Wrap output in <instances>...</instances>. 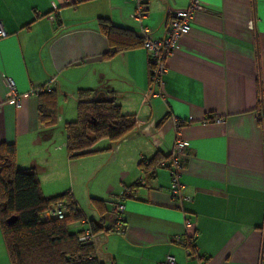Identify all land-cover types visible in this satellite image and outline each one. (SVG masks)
<instances>
[{"label":"crops","instance_id":"crops-1","mask_svg":"<svg viewBox=\"0 0 264 264\" xmlns=\"http://www.w3.org/2000/svg\"><path fill=\"white\" fill-rule=\"evenodd\" d=\"M189 1L145 0L141 23L153 38H161L169 15L186 9ZM198 3L202 9L165 59L162 83L146 103V52L135 47L103 58L109 44L97 28V19L104 18L139 32L128 16L133 2L0 0L6 33L0 38V142L14 144L17 169L32 167L38 176L46 171L36 145L41 134L50 136L49 128L40 126L38 98L29 91L50 76L57 82L59 123L78 89L110 91L121 112L134 115L132 133L117 143L101 139L90 148L105 156L98 183L114 198L110 229L97 234L106 264H161L167 254L174 264H264V0ZM8 78L19 107L5 97ZM62 131L52 140L48 159L64 161L75 181L82 169L71 170ZM176 136L186 144L180 181L181 194L189 198L170 197L168 170L158 166L123 199L117 230V197L141 177L139 163L156 153L167 156ZM94 216L97 220L95 210ZM0 264H9L1 231Z\"/></svg>","mask_w":264,"mask_h":264},{"label":"trees","instance_id":"trees-1","mask_svg":"<svg viewBox=\"0 0 264 264\" xmlns=\"http://www.w3.org/2000/svg\"><path fill=\"white\" fill-rule=\"evenodd\" d=\"M97 28L109 44L108 50L102 54L103 58L141 47V36L131 28L116 26L104 18L97 19ZM151 70L148 63L149 75ZM57 92L54 88L37 96L38 122L43 129L50 128L57 121ZM75 102L76 120L63 124L65 150L70 159L95 152L90 148L101 139L117 143L136 128L134 115L122 113L110 91L78 89L75 91ZM14 159V144L0 142V231L9 264H106L97 257L92 242L78 240L83 230L71 233L67 229V225L79 217L72 194L62 192L55 196H44L35 169H17ZM168 160L169 154L161 156L159 153L148 161L142 160L139 167L143 184L154 176L158 166L167 168ZM139 185L142 184L134 181L124 188L121 196H131ZM64 199L69 211L67 215L63 213L62 218L39 219L57 201L63 207ZM92 204L98 219L90 220L88 228L94 235L106 233L110 227L104 226L105 204L98 198H92ZM10 216H14L15 220L8 223ZM183 246L189 248L190 254L193 252L189 242Z\"/></svg>","mask_w":264,"mask_h":264},{"label":"built area","instance_id":"built-area-1","mask_svg":"<svg viewBox=\"0 0 264 264\" xmlns=\"http://www.w3.org/2000/svg\"><path fill=\"white\" fill-rule=\"evenodd\" d=\"M134 3L133 10L128 14L129 18L139 24V35L141 36V47L144 49L148 56V62L152 67L150 73V85L145 93L144 102H148L150 95H156L154 92V87L162 83V75L166 70L165 59L171 56L177 46L178 40L181 36L186 34L190 30L193 15L196 11L202 9L198 0H190L186 9L176 10L169 15L166 22V32L161 38H153L152 30L141 23V19L147 14V8L145 0H128ZM5 31L0 22V38L5 36ZM56 79L54 76H50L48 80L39 86L33 87L29 93L34 96H38L42 92H50L56 88ZM8 90L6 92V99H12L15 101L16 106L19 107L20 103L17 99V93L14 81L10 78L7 79ZM186 144L182 138L176 136L173 140L171 150L169 152L168 160V173L170 177L169 183V195L172 199L178 200L180 198H186L181 194L183 189V184L180 181V172L184 167V160ZM138 181L143 184V179L140 177ZM124 197L121 194L117 197V200L113 206L114 212V226L117 230H121L122 227V217L121 212L123 209ZM49 217L62 218V203L57 201L47 212ZM101 235L92 234L90 231L84 232L79 235L78 240H87L92 242L95 248L96 255L99 259L104 261L101 257L99 250V245L101 243ZM161 264H174V257L167 254Z\"/></svg>","mask_w":264,"mask_h":264},{"label":"rangeland","instance_id":"rangeland-1","mask_svg":"<svg viewBox=\"0 0 264 264\" xmlns=\"http://www.w3.org/2000/svg\"><path fill=\"white\" fill-rule=\"evenodd\" d=\"M58 106L59 103L57 102V107ZM64 106L65 105H63V108ZM76 118L77 103L70 101L66 105L64 121L61 123L55 121L53 125L50 126L49 130H47L50 136L47 137L41 134V143L36 145V147L41 149V154L43 153L44 159H46L45 164L47 166L46 171L43 174H40L39 176L37 175L41 193L44 196H55L62 192H70L73 194L72 199L75 203V211L79 214V217L67 225V229L71 233L80 231L81 227H89V221L95 219L92 198H100V200H103L106 207V212L103 215L104 226L109 227L108 215L111 212L110 207L114 200V198L109 195V189L104 188L101 183H98L105 172L102 170L99 173L98 171L102 163L105 162V156L103 158L102 156H97L102 151H95L87 155L72 158L73 166L71 170L75 169V167L82 169L80 170L78 177L75 178V181H73L71 177L72 171L69 173V168L65 165L64 161L49 162L50 159H48V152L51 153L52 151L49 147L51 142H54L52 140L54 137H59L60 133L63 132L62 127L64 123L75 121ZM48 141L49 143H47ZM100 145L101 144L98 146ZM75 164L77 166H75ZM63 205L62 211L64 215H67L69 211L66 208V199L63 200ZM81 219L86 221L84 226L80 224Z\"/></svg>","mask_w":264,"mask_h":264},{"label":"water","instance_id":"water-1","mask_svg":"<svg viewBox=\"0 0 264 264\" xmlns=\"http://www.w3.org/2000/svg\"><path fill=\"white\" fill-rule=\"evenodd\" d=\"M44 217H45V218H48V215H47V214H46L45 216L40 215V216H39V219H40V220H43ZM14 220H15V217H14V216H10V217L7 218V222H8V223L13 222Z\"/></svg>","mask_w":264,"mask_h":264}]
</instances>
